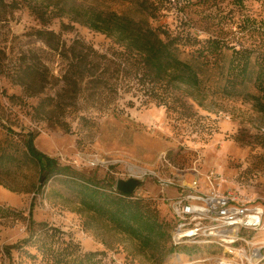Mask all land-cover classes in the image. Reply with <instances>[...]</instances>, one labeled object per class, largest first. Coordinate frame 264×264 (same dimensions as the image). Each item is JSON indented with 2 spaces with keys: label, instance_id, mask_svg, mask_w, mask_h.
<instances>
[{
  "label": "rangeland",
  "instance_id": "1",
  "mask_svg": "<svg viewBox=\"0 0 264 264\" xmlns=\"http://www.w3.org/2000/svg\"><path fill=\"white\" fill-rule=\"evenodd\" d=\"M139 2L0 0V152L5 149L13 158L0 168V264H32L24 254L5 253L7 245L27 236L31 206L36 222L58 227L82 253L94 252L97 264H264V115L252 102L219 92L225 56L217 57L209 70L203 67L206 95L194 92V98H183L190 106L189 118L162 105L141 104L129 93L91 97V90H85L79 97L71 85L62 91L70 60L59 52L72 40L101 52L122 50L112 38L81 23L85 12L110 10L140 19L146 11ZM148 10L155 12L151 26L187 36L185 57L194 49L191 41L201 48L208 46L206 39L249 46L259 42L255 29L264 31V0H243L242 5L233 0H161L157 9ZM41 30H52L55 37L42 38ZM30 67L45 77L31 79L22 72ZM49 96L60 108L38 115L34 105ZM81 114L92 123L85 125ZM59 117L69 130L54 122ZM4 125L14 132L7 133ZM29 134L35 149L54 159L57 168L68 166L105 185L137 179L133 193L150 199L171 231L169 203L182 189L191 191L195 182L202 190H239L263 210L261 224L242 228L232 244L186 243L189 253L172 252L156 261L133 239L82 209L61 184L60 173L36 162L27 165Z\"/></svg>",
  "mask_w": 264,
  "mask_h": 264
},
{
  "label": "trees",
  "instance_id": "2",
  "mask_svg": "<svg viewBox=\"0 0 264 264\" xmlns=\"http://www.w3.org/2000/svg\"><path fill=\"white\" fill-rule=\"evenodd\" d=\"M233 1L237 5L243 4V0ZM160 3L161 0H140L139 6L146 11L140 19L110 10L85 12L80 18L81 23L112 38L122 50L101 52L80 39L72 40L67 49L59 52L62 58L70 60L62 77L65 85L62 91L71 85L79 97L84 95L85 90H91L88 94L91 97L129 93L141 104L162 105L169 112L179 111L189 118L190 106H186L183 98H194V92L204 97L209 89L203 85L204 69L209 70L217 57L225 56L219 68V92L226 97H241L244 101L252 102L264 115V31L255 29L258 34L260 32L259 42L249 46L241 44L237 47L206 39L208 46L201 48L191 41L194 49L187 51L185 57L182 47L187 42V36L174 35L149 23V18L154 17L155 12L148 9H157ZM31 9L34 10V7ZM39 34L42 38L47 35L55 37L52 30H41ZM22 72L31 79L45 77L31 67L23 68ZM34 108L38 115L46 116L60 107L58 100L49 96ZM81 119L85 125L92 123L87 121L91 118L86 114H81ZM64 121L60 117L54 120L62 130H69L68 122ZM4 127L7 133L14 132L11 127ZM25 147L27 165L36 162L40 168L60 173L61 184L72 191L82 209L133 239L145 255L162 262L172 252H190L185 245L169 243L170 224L160 219V213L150 199L136 196L133 192L123 194L116 189L115 183L105 185L79 175L68 166L57 168L54 159L38 151L32 152L28 143ZM12 161V155L5 149L0 152V168ZM27 216V236L6 246L8 256L14 252L18 256L24 254L32 264L98 263L94 252L82 253L71 237H67L58 227L44 221L36 222L32 216V206Z\"/></svg>",
  "mask_w": 264,
  "mask_h": 264
},
{
  "label": "built area",
  "instance_id": "3",
  "mask_svg": "<svg viewBox=\"0 0 264 264\" xmlns=\"http://www.w3.org/2000/svg\"><path fill=\"white\" fill-rule=\"evenodd\" d=\"M195 183L189 188L191 191L182 189L169 203L174 219L172 244H232L242 228L254 229L261 224L263 210L239 190L221 192L214 186L202 190Z\"/></svg>",
  "mask_w": 264,
  "mask_h": 264
},
{
  "label": "water",
  "instance_id": "4",
  "mask_svg": "<svg viewBox=\"0 0 264 264\" xmlns=\"http://www.w3.org/2000/svg\"><path fill=\"white\" fill-rule=\"evenodd\" d=\"M28 138H29L28 139V147L30 148V150L32 152L37 151L35 149V146H34L33 135L29 134ZM139 184H140V182L137 179L132 178V177H130L127 180L119 179V180L116 181V189L118 191H120L121 193H123V194L129 195V193H131V192H133V191H135L137 189Z\"/></svg>",
  "mask_w": 264,
  "mask_h": 264
},
{
  "label": "bare ground",
  "instance_id": "5",
  "mask_svg": "<svg viewBox=\"0 0 264 264\" xmlns=\"http://www.w3.org/2000/svg\"><path fill=\"white\" fill-rule=\"evenodd\" d=\"M224 264V263H223Z\"/></svg>",
  "mask_w": 264,
  "mask_h": 264
}]
</instances>
